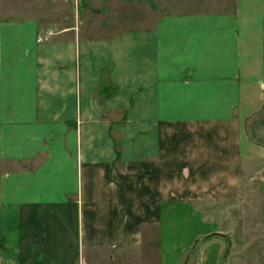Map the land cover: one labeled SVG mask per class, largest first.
Returning <instances> with one entry per match:
<instances>
[{
	"label": "crops",
	"instance_id": "crops-1",
	"mask_svg": "<svg viewBox=\"0 0 264 264\" xmlns=\"http://www.w3.org/2000/svg\"><path fill=\"white\" fill-rule=\"evenodd\" d=\"M192 2L109 38L0 16V264H149L155 247L179 264L193 245L186 264H239L221 202L264 155L245 133L264 107V0Z\"/></svg>",
	"mask_w": 264,
	"mask_h": 264
},
{
	"label": "rangeland",
	"instance_id": "rangeland-1",
	"mask_svg": "<svg viewBox=\"0 0 264 264\" xmlns=\"http://www.w3.org/2000/svg\"><path fill=\"white\" fill-rule=\"evenodd\" d=\"M76 1L0 0V16L1 19L14 16L36 17L42 29H50L53 32L78 25L82 35L86 37L109 38L128 30L151 29L155 21L163 15L200 11L192 0H96L86 2L79 12ZM245 133L256 149H264V107L246 121ZM262 156L251 164L247 160H242V168L239 171L241 183L239 190L235 188L239 199H235L234 202H221L222 209L226 213L231 206H234L235 222L229 216L222 217L220 220L223 226L227 227L226 229H232L235 224L236 232H230V235L236 243H233L231 239L226 256H232V258L234 256L239 264H264V155ZM9 170L10 163L0 157V189L1 180ZM231 187L228 186L227 189ZM213 188L217 189V187ZM178 204H185V202H178ZM189 204L199 207L197 202L190 201ZM210 207L213 213L218 209L214 206ZM233 244H235L234 249ZM195 246L190 248L179 264H186L190 257L191 260L196 259L198 251ZM160 251L156 247L154 251L150 250L146 261L149 264H162ZM120 255L111 261L108 253L99 252L96 260L99 264H127L128 260L121 259V257L124 259V252ZM128 256L129 260H132L130 255L126 258Z\"/></svg>",
	"mask_w": 264,
	"mask_h": 264
}]
</instances>
